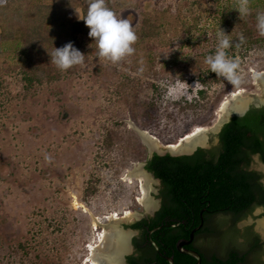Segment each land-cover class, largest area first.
<instances>
[{"label": "rangeland", "instance_id": "rangeland-1", "mask_svg": "<svg viewBox=\"0 0 264 264\" xmlns=\"http://www.w3.org/2000/svg\"><path fill=\"white\" fill-rule=\"evenodd\" d=\"M66 1L69 16L81 21L80 3L90 0ZM124 1L111 6L134 26L137 40L134 52L115 63L98 55L88 31L77 35L84 62L61 70L52 47L22 56V45L3 47L0 27V264H86L108 214L144 212L138 178L124 177L147 159L135 128L176 145L213 126L223 102L253 90V74L264 73V43L234 56L231 45L225 49L239 65L230 83L205 62L219 42L184 44V55L172 60L181 42L166 45L164 31H140L146 13L170 8L173 14L177 4L185 9L194 0ZM198 1L200 9L215 4ZM9 17V29L19 34ZM92 217L100 218L97 226ZM241 220L262 222L264 215Z\"/></svg>", "mask_w": 264, "mask_h": 264}, {"label": "trees", "instance_id": "trees-1", "mask_svg": "<svg viewBox=\"0 0 264 264\" xmlns=\"http://www.w3.org/2000/svg\"><path fill=\"white\" fill-rule=\"evenodd\" d=\"M28 1L5 0L4 5L0 6L3 14L0 19L3 47L14 45L17 49L22 45L20 54L23 55L27 51H38L41 45L54 49L71 41L77 47V35L89 31L83 20L69 16L70 4H66V0H30L32 4L26 6L23 2ZM115 2L119 3L117 5L126 3L124 0ZM89 3H80L82 18L87 13ZM105 3L113 10L111 0ZM200 5L198 0H194L185 9L177 4L173 14H170V8L146 13L140 31L144 36L152 33L161 36L164 31L166 45L173 44L175 40L181 42L179 52L172 56V60L184 55L181 51L184 44H190L189 47H212L219 42L222 30L235 51L233 56L238 49L248 50L264 43V36L256 28V16L258 12H264V0H249L246 15H240L236 10L240 0H215L211 9H200ZM9 16L21 26L19 34L9 29ZM202 19L207 21L205 27L198 26ZM213 52L215 50L212 49L210 53ZM202 92L200 90L199 94ZM218 138L219 146L215 150L198 148L191 155L181 156L153 153L146 161L145 168L162 184L161 205L153 218H143L131 227L142 228L145 237L150 230L158 229L152 238L161 252L173 256L174 264H183L182 255L176 250V242L188 237L191 230L199 225L200 212L203 211V218L211 222L214 228L207 226L202 230L211 233L216 229L218 239L222 241L226 238L227 222L225 217H218L219 214L225 215L228 211L242 214L253 202L256 176L247 170V166L251 155L264 152V106L250 107L244 115L231 117L223 124ZM207 205L209 208H204ZM130 264L139 263L131 258Z\"/></svg>", "mask_w": 264, "mask_h": 264}, {"label": "water", "instance_id": "water-1", "mask_svg": "<svg viewBox=\"0 0 264 264\" xmlns=\"http://www.w3.org/2000/svg\"><path fill=\"white\" fill-rule=\"evenodd\" d=\"M253 81V90L234 94L223 102L219 118L213 126L195 132L182 139L176 145H162L147 132H142L135 128L140 139L147 147L146 161L153 153H157L158 155L168 153L173 156L191 155L199 147L202 149L211 147L216 141V133L221 125L228 122L234 115H244L251 105L258 107L264 103V73H254ZM146 161L138 162V166H133L132 170L128 171L124 176L128 178L129 182L130 177L132 176L138 178L141 197L137 198V200L143 206L144 212L139 213L135 211L119 219H112V216L108 217V222L103 226L102 238L91 251V259L96 264H126L125 255L128 252V255L132 254V252H130V241L138 240L140 237L139 233L131 227L132 224L144 217L152 216V214H155L160 208V191L162 189V184L145 168ZM124 177H122V179H124ZM202 212L199 214V225L189 233V240H178L176 242V250L180 253L194 257L196 259L195 264H200L201 259L199 254L195 251L183 250V245L188 244L193 238L195 232L201 228L203 224ZM254 213V218L263 216V214L258 213V211H255ZM218 217L221 218L224 216ZM245 217H242L239 220ZM166 260L169 264H174L172 256L167 257Z\"/></svg>", "mask_w": 264, "mask_h": 264}, {"label": "flooded vegetation", "instance_id": "flooded-vegetation-1", "mask_svg": "<svg viewBox=\"0 0 264 264\" xmlns=\"http://www.w3.org/2000/svg\"><path fill=\"white\" fill-rule=\"evenodd\" d=\"M262 106H264V103L256 108ZM250 107L255 106L251 105ZM222 126L223 125H221L217 131L216 141L211 147L207 149L199 148L205 151L215 150L219 146L218 134ZM255 161L259 162V168L253 167ZM247 170L254 173L256 176V181L254 182L257 188L254 186L256 188H254V199L248 207V210L245 209L246 211L242 212V214H235L232 211H228L225 215L219 214V216H224L227 222L225 225L227 231L226 238L222 241L220 238L218 239L219 233L216 229L211 233H209L208 230H202L207 228V226L214 229L211 222H207L203 218V224L200 228L202 231H200V229L196 231L188 244L183 245V250H191L199 254L201 259L200 264H264V221L255 223L254 221L239 220L248 214L251 218H254L255 211L264 215V152H258L250 156ZM204 208H209V205ZM154 215L155 214L144 217V219L153 218ZM135 230L139 233L140 237L138 240L130 241V252H132V254L128 255V252L125 255V263L130 264L131 258L136 260L139 264L168 263L166 258L171 256H166L161 252L155 239L152 238V234L158 229L150 230L146 237L143 236L142 228ZM179 240H189V236L180 238ZM214 250L216 252H214ZM180 254L182 255L183 264L196 263L194 257L184 253Z\"/></svg>", "mask_w": 264, "mask_h": 264}, {"label": "clouds", "instance_id": "clouds-1", "mask_svg": "<svg viewBox=\"0 0 264 264\" xmlns=\"http://www.w3.org/2000/svg\"><path fill=\"white\" fill-rule=\"evenodd\" d=\"M238 10L240 15L249 12V0H240ZM82 19L89 28L88 35L98 48V55L111 60L113 63L120 61L126 55L134 52L132 45L137 40L134 26L126 18L118 16L106 6L105 0H90L86 15ZM256 28L264 36V12L256 16ZM222 30V29H221ZM230 46L227 34L222 30L218 47L213 55L206 57V63L211 72L225 78L230 83L238 80V62L227 57L225 49ZM85 54L69 41L61 47H54L53 62L61 70H67L76 64L84 62Z\"/></svg>", "mask_w": 264, "mask_h": 264}, {"label": "bare ground", "instance_id": "bare-ground-1", "mask_svg": "<svg viewBox=\"0 0 264 264\" xmlns=\"http://www.w3.org/2000/svg\"><path fill=\"white\" fill-rule=\"evenodd\" d=\"M74 205H75V206H78V203L75 202ZM127 214H130V212H129V211L124 212V215H123V216H125V215H127ZM117 215H118V214H116V213H111V214H108L106 217L108 218L109 216H112V219H117V218H118ZM123 216H122V217H123ZM99 219H100L99 217H98V218H97V217H92V221H93V225H94V226H97V225L99 224V222H98ZM103 226H104V225H103ZM95 229H96V228H95ZM96 230H97V229H96ZM101 238H102V234L99 235L98 237L94 238L95 241H94L93 243L95 244V243L100 242ZM90 245H91V244H90ZM92 246H93V245H92ZM95 246H96V245H95ZM93 248H94V247H93ZM91 251H92V250L90 249V252H91ZM85 263H86V264H96V263H94V262L92 261V259H91V255L89 256L88 259H86Z\"/></svg>", "mask_w": 264, "mask_h": 264}]
</instances>
